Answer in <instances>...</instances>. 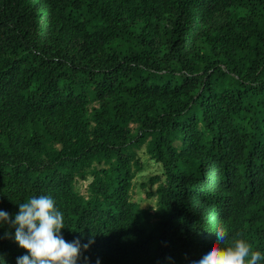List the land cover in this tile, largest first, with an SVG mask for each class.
I'll return each instance as SVG.
<instances>
[{"label": "trees", "instance_id": "1", "mask_svg": "<svg viewBox=\"0 0 264 264\" xmlns=\"http://www.w3.org/2000/svg\"><path fill=\"white\" fill-rule=\"evenodd\" d=\"M41 195L78 264H191L218 228L264 255V0H0V210Z\"/></svg>", "mask_w": 264, "mask_h": 264}, {"label": "clouds", "instance_id": "2", "mask_svg": "<svg viewBox=\"0 0 264 264\" xmlns=\"http://www.w3.org/2000/svg\"><path fill=\"white\" fill-rule=\"evenodd\" d=\"M18 204L14 218L0 210V226L7 224L14 228L15 242L27 252L17 257L16 264H78L81 249L86 250L94 243L92 238L83 245L79 238L70 242L64 239L61 229L66 227L65 217L51 196H33L27 202ZM215 232L219 239L213 241L207 252L191 264H262L264 261V255L254 250L243 233H234L226 243V230L218 228ZM10 235L5 233V236ZM221 244L224 246L221 247ZM87 259L84 257L85 261ZM0 261L3 262L2 256ZM96 264H100L99 258Z\"/></svg>", "mask_w": 264, "mask_h": 264}, {"label": "rangeland", "instance_id": "3", "mask_svg": "<svg viewBox=\"0 0 264 264\" xmlns=\"http://www.w3.org/2000/svg\"><path fill=\"white\" fill-rule=\"evenodd\" d=\"M176 144H179V142H176ZM136 154L139 157L142 165L141 169L136 172V175L133 179L131 197L134 201L138 202L141 208L150 209L151 207L155 206L156 190L159 186V182L163 179L161 178V180L158 182L150 183L148 178L153 175H159L162 171V167L160 163H156L155 161L149 159L144 147L137 150ZM88 182L89 180L77 181L76 186L80 193L86 194V186ZM151 212L152 211H149V214Z\"/></svg>", "mask_w": 264, "mask_h": 264}]
</instances>
